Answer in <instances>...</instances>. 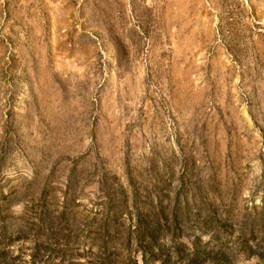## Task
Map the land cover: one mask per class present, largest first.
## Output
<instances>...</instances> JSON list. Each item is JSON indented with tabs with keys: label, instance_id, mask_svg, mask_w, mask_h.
<instances>
[{
	"label": "rangeland",
	"instance_id": "1",
	"mask_svg": "<svg viewBox=\"0 0 264 264\" xmlns=\"http://www.w3.org/2000/svg\"><path fill=\"white\" fill-rule=\"evenodd\" d=\"M0 264H264V0H0Z\"/></svg>",
	"mask_w": 264,
	"mask_h": 264
}]
</instances>
